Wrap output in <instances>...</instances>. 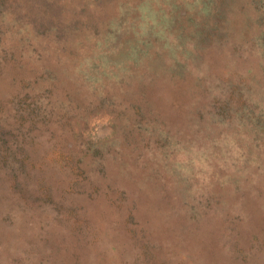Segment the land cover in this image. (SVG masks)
<instances>
[{
	"label": "clouds",
	"instance_id": "obj_1",
	"mask_svg": "<svg viewBox=\"0 0 264 264\" xmlns=\"http://www.w3.org/2000/svg\"><path fill=\"white\" fill-rule=\"evenodd\" d=\"M0 264H264V0H0Z\"/></svg>",
	"mask_w": 264,
	"mask_h": 264
}]
</instances>
